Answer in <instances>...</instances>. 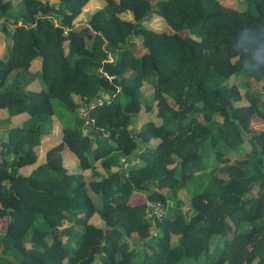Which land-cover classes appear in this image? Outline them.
Instances as JSON below:
<instances>
[{
	"label": "trees",
	"instance_id": "trees-1",
	"mask_svg": "<svg viewBox=\"0 0 264 264\" xmlns=\"http://www.w3.org/2000/svg\"><path fill=\"white\" fill-rule=\"evenodd\" d=\"M89 1L0 0V264H264V0Z\"/></svg>",
	"mask_w": 264,
	"mask_h": 264
},
{
	"label": "rangeland",
	"instance_id": "rangeland-1",
	"mask_svg": "<svg viewBox=\"0 0 264 264\" xmlns=\"http://www.w3.org/2000/svg\"><path fill=\"white\" fill-rule=\"evenodd\" d=\"M49 2H56L57 0H48ZM223 1H230V0H223ZM241 2H243L242 0H240ZM239 0H237V3L240 2ZM231 4H236V0H232ZM102 5V0H90L87 4H85L82 9L80 10L79 14L74 18V22L75 24L77 23H80V21L84 22L85 20H87V18L89 17L90 13H92L94 10L98 9L99 7H101ZM239 5V4H238ZM124 16L125 17H129V14L128 13H124ZM53 20L55 18H52ZM146 24H151V27H154L155 30H159V31H171V29L168 27V25L164 22V21H159V20H155V21H152L151 23H148V22H145ZM8 29V28H7ZM5 37H6V34L5 32H1L0 31V45L1 46H4L5 45ZM137 39H140L139 37H137ZM38 63L40 64L39 60H36L34 61V65H32L33 67V70L36 69V67H38ZM39 69H40V65H39ZM37 69V70H39ZM33 72V71H32ZM37 78V77H36ZM233 79V78H231ZM40 81V80H39ZM240 89L243 90L244 89V85L240 84ZM39 85H38V81L35 79V81H29V86H25L26 89H36L38 88ZM145 89V88H144ZM105 96H107V93H104ZM148 94V93H147ZM53 104L55 106V111L56 113L53 114V124L55 123V126L51 128V135H49V138H48V134L44 133L43 134V137H42V141H41V144H38L37 145V149H38V160L37 162L32 166V168L30 169V167H21L20 168V172L23 173V174H28L31 172V170L36 167L38 164H41V163H44L45 162V151L48 147H50L51 145H53L54 143H56L57 141H59V137H60V127H61V120L59 119L58 117V113L63 114L64 112H61V108H62V105L59 103L58 100L56 99H53ZM238 112V111H237ZM84 113V112H82ZM1 117H4L5 115H8L7 113V110L6 109H0V115H2ZM85 114V113H84ZM86 115V114H85ZM251 113H245V115L242 116L243 119L245 118H248V117H251ZM238 117V116H237ZM18 118V117H17ZM150 118V113L147 111V110H141L139 112V114L136 116V119H137V122L138 123L135 128H134V131L137 130L141 124L142 121H145L147 119ZM12 124H0V132L2 129H5V128H8L9 126H11ZM251 126L253 127V129H260L262 127V124L261 123H253L251 122ZM58 134H59V137H58ZM51 141V143H50ZM68 152V150L64 151V155ZM62 157V156H61ZM59 161L58 160H54L52 162L53 165H56ZM66 165L68 167H70L72 170H77V171H84V172H87L83 169H80L77 164L75 162H73L72 160H66ZM123 165L126 166V160L123 162ZM44 168V167H43ZM42 169V174L43 175H46V171ZM99 169H101L100 167H98ZM113 170H116L118 169L117 165H114L111 167ZM101 172H103V169H101ZM187 189L185 190H181L179 192V195L185 200L187 201V196H188V190L186 191ZM134 197L137 198V197H142L140 194H137L136 192L134 193ZM3 224L4 222L2 220H0V230L1 228L3 227ZM153 230V229H152ZM154 231V230H153ZM131 241V244L130 245H133L132 244V239H130ZM135 244H136V247L138 248L139 245H140V240H135Z\"/></svg>",
	"mask_w": 264,
	"mask_h": 264
},
{
	"label": "crops",
	"instance_id": "crops-1",
	"mask_svg": "<svg viewBox=\"0 0 264 264\" xmlns=\"http://www.w3.org/2000/svg\"><path fill=\"white\" fill-rule=\"evenodd\" d=\"M39 65H40V64L38 63V67H36V70L39 69ZM25 116H26L25 114H20V115H18V117H21V118H22V117H25ZM48 138H49V135H48ZM50 143H51V141H50ZM34 164H35V163H34ZM34 164H33V165H34ZM33 165H24L23 167H30V169H31ZM21 167H22V166H21ZM21 167L18 168V171H19V172H20V168H21Z\"/></svg>",
	"mask_w": 264,
	"mask_h": 264
},
{
	"label": "built area",
	"instance_id": "built-area-1",
	"mask_svg": "<svg viewBox=\"0 0 264 264\" xmlns=\"http://www.w3.org/2000/svg\"><path fill=\"white\" fill-rule=\"evenodd\" d=\"M93 105H94V103H91V104H90V106H93Z\"/></svg>",
	"mask_w": 264,
	"mask_h": 264
}]
</instances>
